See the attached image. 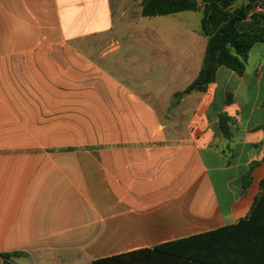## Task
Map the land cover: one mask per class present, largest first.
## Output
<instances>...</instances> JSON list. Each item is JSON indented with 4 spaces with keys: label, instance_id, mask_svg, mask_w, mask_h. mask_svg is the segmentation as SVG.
Masks as SVG:
<instances>
[{
    "label": "crops",
    "instance_id": "1",
    "mask_svg": "<svg viewBox=\"0 0 264 264\" xmlns=\"http://www.w3.org/2000/svg\"><path fill=\"white\" fill-rule=\"evenodd\" d=\"M142 1L0 0V264H191L180 241L231 226L219 264H264V211L246 220L264 180V44L190 94L189 137L169 143L150 101L198 75L203 11L143 18ZM119 30L100 60L140 53L128 73L76 44Z\"/></svg>",
    "mask_w": 264,
    "mask_h": 264
},
{
    "label": "trees",
    "instance_id": "2",
    "mask_svg": "<svg viewBox=\"0 0 264 264\" xmlns=\"http://www.w3.org/2000/svg\"><path fill=\"white\" fill-rule=\"evenodd\" d=\"M242 0H143L141 17L153 18L167 16L180 12H196L202 9V34L207 43L202 59L201 68L196 78L185 88L176 93L175 98H181L193 92L204 93L207 86L214 81L216 70L223 66L241 76L246 68L247 54L257 45L264 44V13L258 12L246 20L250 10L255 6L256 0H249L246 4L234 7ZM232 10V12H229ZM229 101V100H228ZM230 118L224 114L219 116V127L226 137L229 133ZM249 174L244 177V187L248 183ZM261 194L254 201V205L246 220L253 219L255 213L264 211V180L260 182ZM245 221V220H243ZM242 221L241 224L244 222ZM231 226L212 232L196 235L179 243H190L193 253L188 260L191 264H219V253L234 251V229ZM239 227V226H238ZM226 238L225 240H223ZM166 245L156 247L152 252H165ZM230 248V250H228ZM191 251V250H190ZM192 252V251H191ZM149 250L136 252L132 255H149ZM3 264L8 263V256L1 255ZM123 257V256H122ZM121 256L107 259L104 262L116 261Z\"/></svg>",
    "mask_w": 264,
    "mask_h": 264
},
{
    "label": "rangeland",
    "instance_id": "3",
    "mask_svg": "<svg viewBox=\"0 0 264 264\" xmlns=\"http://www.w3.org/2000/svg\"><path fill=\"white\" fill-rule=\"evenodd\" d=\"M255 3L253 9L257 7L259 10L257 12L253 11L251 15L258 12L264 13V0H256ZM199 14L202 15L201 12H199ZM127 34L128 32L126 30H119L108 36L97 37L94 40L91 38L82 39L77 41L76 44L80 45L89 57H93L96 61H100V63H103L107 67L109 66L108 68H113V70L118 71H126L128 73L129 70L127 71L126 68L123 67L124 63L129 62L130 59H136L137 55L139 56L140 53L116 52L112 53L104 60H100L101 50L105 45L109 42H114L115 40L120 42V39L123 40L121 42H125L128 40ZM137 36L138 35L135 36V42L139 41ZM259 47L262 48L264 46L260 45ZM176 93L180 92L170 93V97L166 99L150 101L155 104L160 122L164 125L166 140L169 143L183 142L189 137V120L196 103L195 98L190 96L191 93L186 94L181 98H175L174 95Z\"/></svg>",
    "mask_w": 264,
    "mask_h": 264
}]
</instances>
